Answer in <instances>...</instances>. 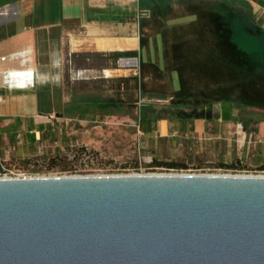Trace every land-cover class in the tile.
I'll return each instance as SVG.
<instances>
[{"label":"crops","instance_id":"0c3cea01","mask_svg":"<svg viewBox=\"0 0 264 264\" xmlns=\"http://www.w3.org/2000/svg\"><path fill=\"white\" fill-rule=\"evenodd\" d=\"M245 1L247 13L230 0H0V142L42 131L98 78L133 80L140 101L169 102L221 90L223 65L238 82L245 55L231 39L240 26L264 32V5ZM223 102L203 107L209 118H159L143 132L169 141L187 127L229 124L237 109ZM246 131L264 136V121Z\"/></svg>","mask_w":264,"mask_h":264},{"label":"water","instance_id":"95a60500","mask_svg":"<svg viewBox=\"0 0 264 264\" xmlns=\"http://www.w3.org/2000/svg\"><path fill=\"white\" fill-rule=\"evenodd\" d=\"M0 264H264V175L0 178Z\"/></svg>","mask_w":264,"mask_h":264},{"label":"rangeland","instance_id":"374dc122","mask_svg":"<svg viewBox=\"0 0 264 264\" xmlns=\"http://www.w3.org/2000/svg\"><path fill=\"white\" fill-rule=\"evenodd\" d=\"M230 1L240 7V13H247L249 5L245 0ZM231 40L243 48L245 55L237 66L238 82L227 79L230 66L223 65L221 90L169 102L154 98L140 101L138 84L133 80L107 83L98 78L91 83L94 91L80 94L78 105L70 106L68 113L60 114L57 120L56 116L50 118L42 131L26 132V140L20 143L0 142V169L30 176L180 170L230 174L261 172L258 166L264 160V136L249 135L246 128L251 121H264V32L240 26L238 35ZM110 58L113 62L115 57ZM102 61L96 60V63ZM79 86L85 89L86 82H80ZM188 98L201 103L232 101L237 109L236 116L229 124H209L203 131L200 128L193 132L187 127L185 133H177L169 141L143 132L138 121L140 111L144 115L156 109L159 115L176 121L167 108ZM218 106L217 102L213 108L214 118L218 115ZM153 159L181 162L185 168L151 167Z\"/></svg>","mask_w":264,"mask_h":264},{"label":"trees","instance_id":"16d2710c","mask_svg":"<svg viewBox=\"0 0 264 264\" xmlns=\"http://www.w3.org/2000/svg\"><path fill=\"white\" fill-rule=\"evenodd\" d=\"M259 4L264 5V1L258 0ZM224 102L222 101V106ZM209 102H197V101H190L189 98L185 101H178L174 103L172 107H168L167 112L170 113L174 118H209V112L207 110H204V106H209ZM218 115L216 118L219 117V107L220 103L218 102ZM79 118H83L82 114H78ZM159 118H167L166 116L159 115L158 112L150 111L147 114L139 116V123L141 125L142 130L145 128L144 124H147L151 121H155ZM31 136V135H30ZM151 167H163L166 169H183L185 168V164L177 161H166L162 159H153L150 162ZM221 166H224L221 164ZM227 166H232V164H228ZM259 170H264V160L259 164L258 166Z\"/></svg>","mask_w":264,"mask_h":264},{"label":"built area","instance_id":"2783aa9c","mask_svg":"<svg viewBox=\"0 0 264 264\" xmlns=\"http://www.w3.org/2000/svg\"><path fill=\"white\" fill-rule=\"evenodd\" d=\"M169 173L191 174L195 172H190L189 170L188 171L180 170V172H169ZM202 174H230V173H202ZM69 175H90V174H69ZM248 175H264V170H261V172L257 174H248ZM27 177H33V176L26 175L25 173H16V172L4 169V168L0 169V178H27Z\"/></svg>","mask_w":264,"mask_h":264}]
</instances>
